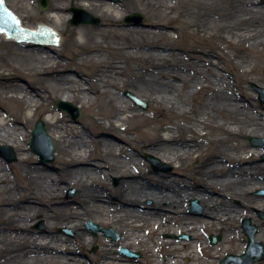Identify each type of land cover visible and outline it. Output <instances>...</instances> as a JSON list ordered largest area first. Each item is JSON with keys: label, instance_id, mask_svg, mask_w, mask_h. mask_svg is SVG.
I'll list each match as a JSON object with an SVG mask.
<instances>
[{"label": "bare ground", "instance_id": "6f19581e", "mask_svg": "<svg viewBox=\"0 0 264 264\" xmlns=\"http://www.w3.org/2000/svg\"><path fill=\"white\" fill-rule=\"evenodd\" d=\"M91 1L82 0L79 5L82 8L71 7L70 10L104 8L101 15L105 25L116 27V23L122 19L124 5L102 0L95 3L94 8ZM138 1L133 0L131 7L138 6ZM156 1L161 16L176 9L173 0ZM216 1L193 0L188 3L193 6L194 15L199 18L203 31L231 46L248 43L249 52L257 55L255 49L264 45V6L257 5L254 0H231L229 9L220 13L214 8ZM68 8L66 1L56 2L49 19L62 25L72 17ZM15 15L20 27L37 31L41 24L47 26L43 23L26 26L22 17ZM186 25L192 26V23ZM49 27L54 33L56 44H47V50L40 45H33L31 49L36 56L34 59L41 65L35 71L46 76L45 79L36 78L39 85L23 86L17 83V79L0 74V103L12 101L20 106L15 112L0 110V141L17 149L19 155L17 163L10 168L12 180H9L6 168L0 161V182H3L0 185V264H184L181 262L183 257L187 259L186 264H215L222 252L243 249L244 244H239L237 232V220L243 217H250L259 229L256 237L264 238V219H257L253 210H264V198L251 195L258 188L264 189V164L251 159L252 154L244 144H232L237 140L234 133L240 136H264V106H250L247 98L233 93L239 87L238 84L224 82L222 75L210 74V79L202 73L205 68L215 70V65L207 55L198 60L189 58L200 63L193 73L186 65L184 70L176 65L178 60H174L175 49L172 48L176 37L168 33L173 27L163 23L128 25L126 29L100 30L95 33L93 28L84 25L75 28V44L82 48L85 64L103 74L97 75L99 79L94 80L102 88L96 91L94 86L97 85L92 86L91 80L66 76L64 73L68 69L51 70L56 68L53 64L55 57L51 53L61 48L58 35L61 29ZM7 40L27 46L26 42ZM105 51L110 52V57H106ZM115 56H123L125 62L140 66L133 68L127 76V84L135 91V95L155 103L154 112L167 110L175 113L176 118L183 119L179 140L172 135L169 125L158 122L149 128L151 135L141 142L145 150L182 161L193 153L195 138H202L198 127L228 136L216 140L217 147L203 157L195 176L196 180L204 182L203 188L195 184L190 187L178 186L165 183L163 179H158L156 185L148 180H137V174L130 171L133 159L129 148L109 138L97 139L86 128L73 127L49 109L47 102L53 95H60V100L64 102H87L90 93L95 91L103 98L108 96V113H130L126 119H140L146 125L143 113L128 105L123 97H113L109 91L112 88L117 91V76L125 72L120 67V64L125 63L118 61ZM258 63L260 61L256 60L254 67H249L250 64L244 62L245 67H249L245 70L247 80L259 68H255ZM171 76L181 81L178 86L181 89L171 87L173 82L168 78ZM199 93L203 96L198 107L192 109L191 100ZM114 98L117 103L113 102ZM93 104L88 102L87 107L90 109ZM187 104L191 106L190 111L185 109ZM104 105L106 102L100 103V106ZM37 111L44 113V120L53 129L52 133L61 148L58 159L61 169L57 174L48 168L47 162L34 165L26 153L25 128ZM211 113L217 114L221 121H215ZM230 124L235 127L232 128ZM109 128L120 130L114 121H109ZM187 134L191 136L190 139L186 137ZM89 145L96 148L95 157ZM231 146L247 155L230 156L226 147ZM92 158L103 161V164L88 165ZM226 160L227 163H223ZM104 168L121 174L123 180L118 188L112 189L100 183L99 179L106 176ZM19 178L25 182L21 184ZM61 183L79 187L80 200L76 206L68 203L61 205L56 201L63 191ZM114 192L118 195H114ZM216 193L219 195L214 196ZM41 198H47L52 203L47 205ZM34 199H38L40 204L31 203ZM191 199L200 200L204 207L202 216L192 217L185 213V205ZM148 200L152 201L149 205ZM234 200H239V205L233 204ZM38 218L44 219L48 226L43 233L31 227V221ZM88 220L99 225L100 229H117L119 240L112 241L100 231L95 236L90 231L84 232L81 227ZM62 227L71 229L74 238L56 234V229ZM212 231L220 232L223 236V240L215 247L206 246L200 233ZM169 233L174 236L189 234L191 240L162 238L163 234ZM90 234L93 237L87 244L85 236ZM90 243H96L99 251L86 261L78 255V250ZM117 248L141 251L143 258L125 256ZM157 256H164L165 262L159 263Z\"/></svg>", "mask_w": 264, "mask_h": 264}, {"label": "rangeland", "instance_id": "374dc122", "mask_svg": "<svg viewBox=\"0 0 264 264\" xmlns=\"http://www.w3.org/2000/svg\"><path fill=\"white\" fill-rule=\"evenodd\" d=\"M49 6L46 10H41L38 0H4L6 6L15 14L19 15L23 19V23L26 26L35 25L38 23L46 24L47 26L51 27H60L61 31H59V44L61 45V48L59 50H53L51 53V56H54L53 64L54 67L51 70H66L68 69L67 73H64L66 76L74 77V79H78V77L85 79L86 81L91 80V85H97L96 91L101 90V85L98 83H95L94 80L99 79L97 75L102 76V73L96 72V68L86 65L84 61V56L82 48L78 47L75 44V38L76 33L75 28L79 27L80 25H84L90 28H93L94 33L98 32L100 30H112L115 29H126L128 25H125L123 23V19L125 16H128L130 14H141L144 16L143 21L140 25L131 24L133 26H142L146 23H163L169 26L173 27V30L171 33L176 37V41L172 45V48L175 49L173 51L174 60H178V65L181 67V69L184 70V65L188 66L189 70L192 71V73L195 71V68L200 65L198 63V59L202 58L203 55L209 56L211 59V62L215 65V70H212L208 68H205L206 70H202V73L206 74L208 77L212 75H222L224 82H232L234 84H238V88L234 89L235 94H240L242 97H245L248 99V104L250 106H264V102L260 101L259 94L255 87H259L264 89V64L262 61L264 60V45L257 47L255 51L256 54H251L247 48L248 43H244L242 45H229L226 42H223L214 36H209L208 33H205L203 28L200 25L199 18L195 17L194 15V9L192 5H189L188 3L192 2L193 0H173V4L175 5L176 9L171 11L170 13L166 14L165 16L159 15L160 10L157 8L159 5L156 0H139L138 6L131 7V4L133 0H124L122 2H117V4H123L124 9L121 12L122 19H120L116 23V27L114 26H106L105 21L102 17V12L105 10L104 8H96V9H86V11L99 19V24H80L77 26H71L68 24V20H65L62 25H59L49 19V17L52 14V8L54 4L61 0H48ZM69 6V10L71 7H78L82 8L79 5L81 4L82 0H64ZM102 0H92L91 3L93 4L94 8L96 7L95 3L101 2ZM104 1V0H103ZM255 3L259 6H264V0H254ZM231 0H217L216 5L214 6L215 9L219 10L220 13L223 11H226L229 9ZM189 10V13L187 12ZM71 16L73 14L72 11H70ZM192 23V26H187L186 24ZM130 25V26H131ZM111 42V41H109ZM34 47L27 48V46H21L18 43L15 42H9L4 35L0 34V74H7L9 77L13 79H17V83L21 84L23 86H37L39 85L36 78H43L45 79L46 76L39 75L38 71H35L36 69H40L41 65L39 62H37L34 58L36 57L33 53ZM191 52L193 54H191ZM106 57H110V52L105 51ZM187 54V55H186ZM118 61H122L120 64V67L122 71L125 72L119 74L117 76V91L116 89H109L110 93H112L113 97L121 96L124 99H126V103L130 106H132L137 112L143 113L146 117V125L144 122H142L140 119H126L127 114L122 113H116L114 114L108 113L109 112V105L108 96H105L104 98L101 97L100 93L93 91V93H90V97L88 98L87 102L73 101V105L77 106L80 110L79 117L74 120L71 117H69L64 111H59L55 106V101L60 100V95H53L47 102L49 109L53 110L54 114L59 117L60 119H63L68 124L72 125L73 127H83L86 128L88 133L93 137H96L97 139L100 138H109L116 144L125 146L126 148H129V152L132 154V163L133 166L130 167V171L132 174H137L135 177L137 180L140 181H150L153 185H156V182L158 179H163L165 183H171L178 186H186L190 187L194 184L197 185L199 188L204 187V182L196 180V172L200 170V166L202 165L203 157L208 154L209 152H212L216 147V140L219 139H226L228 136L221 133L212 132L208 128H201L198 127L200 130V134L202 136L201 140L195 138L194 142V151L191 154L190 157L185 158L184 160L180 161L178 159H174L171 156L168 157H162L159 155L160 153H152L143 148V144L141 143L146 137L151 135V130L149 128L154 127L158 122H161L165 126L169 125L170 129L172 131V135L176 136L179 140L182 136V123L183 119L176 118L174 116L175 113L169 112L167 110L162 112H154L155 108L153 104L155 103L150 102L147 98L135 95V91L130 87V85L127 84V81L129 80L127 76H129L131 70L133 68H139L140 66L138 64H132L125 62L123 56H115ZM195 57V59L189 60V58ZM258 60L260 63L256 65L255 68L259 67L258 69H255L252 74H250L247 80V74L245 72L246 69L249 67H254L255 61ZM244 62H247L250 64L249 67H245ZM202 65V64H201ZM205 66V63H203ZM207 67V66H206ZM55 77V76H54ZM50 78V77H48ZM169 80L173 82L171 85L174 89H181L178 87L181 85V81L175 77L171 76L168 77ZM209 79V78H208ZM211 79V77H210ZM175 85V86H174ZM73 87L72 89H74ZM223 88V87H221ZM133 95L134 97L143 100L146 105L147 109L143 110L139 106H137L133 99L129 96ZM202 93L196 94L193 99L191 100V104L193 105L192 109H195L198 107L199 102L202 98ZM97 98V99H96ZM102 98V99H101ZM95 101V102H94ZM97 101V102H96ZM94 103L91 108L87 107V104ZM106 102V106H100V103ZM113 102L117 103L116 98L113 99ZM2 110L4 111H13L15 112L17 108H20V106L12 101L0 103ZM107 107V108H106ZM190 105H186L185 109L190 111L191 109ZM262 117L264 118V109L262 110ZM113 113V112H112ZM153 113V114H152ZM195 115V113H192ZM189 115V114H188ZM215 118V121L220 122V117H217L218 115L215 113H211ZM44 113L41 111H37L29 124L26 125V153L29 155L31 162L34 165H43L38 158V156L32 152L29 148V142L31 138V131L33 129L34 123L37 119H42L46 126V131L51 136L53 145H54V160L53 162H47L46 165L48 168L54 173L57 174L58 170L61 169V165L59 164V156L61 153V148L59 147L57 143V139L55 138V134L52 133V128L47 124L44 120ZM201 118L205 117V115H200ZM206 118V117H205ZM109 121H114L117 125L120 126L119 131H114L113 129L109 128ZM185 125V122H184ZM232 128L235 127V125L230 124ZM181 134V135H179ZM204 134V135H203ZM234 136H236L237 140L233 141L232 144L236 145L238 143L244 144L248 150L251 152L252 157L254 161L260 164H264V161L261 159V155L263 154V150L258 146H250L246 140L247 137H255L258 139H264V136H254L252 134H245L241 135L238 133H234ZM188 139L191 138L189 134L186 135ZM0 145L4 146V142L0 141ZM9 146V145H7ZM12 147V146H11ZM228 150V154L230 156H242L245 157L247 153H240L236 151L234 148L226 147ZM12 149L16 153V158L18 160L19 155L17 149L12 147ZM89 149L94 154L93 157H95L97 151L96 148L89 145ZM225 149V148H223ZM146 155H153L156 158H158L161 162L159 164L160 170L156 171L154 170L149 162L146 160ZM93 160L88 163L90 166H96L98 163H102L103 161L96 160L95 158H92ZM0 161L3 163V165L6 168V172L9 175V180H12L13 174L10 170V168L17 163H8L6 159L2 156L0 153ZM223 163H227V160ZM167 165L170 167V170L164 171V166ZM233 167V165L231 164ZM236 167V166H234ZM104 171L106 173V176L101 177L100 183L105 184L107 187H110L112 189L118 188V186L121 184L123 178L121 177V174L115 171H109L108 169L104 168ZM159 175H164L162 178ZM21 184H23L25 181L22 178L18 179ZM0 185H3V182H0ZM60 186L63 188V191H61L58 195V199L56 200L61 205L63 203L72 204L73 206L77 205V202L80 200L79 198V187L75 184L67 185L65 183H61ZM259 192L264 193L263 188H258L251 192V195L257 198H264V194H259ZM71 193V194H70ZM114 195H118L117 192L113 193ZM215 194V193H214ZM219 194L216 193L217 196ZM41 201L45 202L47 205L52 203L47 198H41ZM48 200V203L46 202ZM152 201L148 200V204H151ZM191 202H196L198 204V208L195 210L196 214H191ZM33 204H40L38 199L32 200ZM239 200H234L233 204L239 205ZM56 206L52 205L51 207ZM184 207V206H183ZM185 213L188 216L192 217H200L203 215L204 207L201 204L200 200L198 199H191L187 204L185 205ZM255 215L257 219L261 220L264 219V210L253 208ZM1 217V213H0ZM245 218H248L252 225L256 227V234L259 231L257 225L255 222L252 221L250 217H243L240 220H237V232L239 235V244H244L243 249L241 251H226L222 252L220 255V258L216 260L215 264H219L220 261L228 254H234V255H240L245 251V247L247 246V239L244 235L242 229H241V221ZM88 222L91 221H85L82 225L81 229L86 232L85 226ZM92 224H95L91 222ZM97 225V224H95ZM99 227V225H97ZM31 227L35 230H38L39 232L43 233L47 229L46 221L42 218L35 219L31 221ZM108 228V227H106ZM116 234L118 235L117 241L120 238V234L118 233L117 229H113ZM87 233V232H86ZM203 236V242L207 246L215 247L218 245L222 240L223 236L220 232H200ZM56 234L68 236L71 239L74 238V232L69 228H57ZM210 235L213 236H220V240L216 242L215 244H210L209 237ZM181 236H186L187 239H178ZM93 236L86 235L85 236V243L88 244V242L91 240ZM163 239H174L176 241H190L191 237L189 234L181 233L178 235H173L171 233L169 234H163ZM255 241L258 243H261L264 247V238L256 237L255 235ZM131 250V249H129ZM99 251V246L96 243H90L89 245L85 244V247L83 249L78 250V255L84 259L88 260L89 258H93L96 256V254ZM117 251L120 252V248H117ZM138 254L137 257L134 259H142L143 254L141 251H132ZM157 261L159 263L165 262L164 256H157ZM181 262L186 264L187 259L183 257L181 259ZM254 264H264V258L261 261L255 262Z\"/></svg>", "mask_w": 264, "mask_h": 264}, {"label": "water", "instance_id": "95a60500", "mask_svg": "<svg viewBox=\"0 0 264 264\" xmlns=\"http://www.w3.org/2000/svg\"><path fill=\"white\" fill-rule=\"evenodd\" d=\"M113 2H121L123 0H109ZM39 4L42 10H45L48 6L47 0H39ZM72 11L75 14V18L69 21L70 25H78L82 23H98L99 20L86 11L82 9L73 8ZM143 20V16L140 14H133L126 16L123 20V23L126 25L130 24H140ZM48 27V28H47ZM0 33H4L7 38L15 39L17 42H26L27 48L33 47V45H40L44 50H47V44H56L54 38V33L49 26L44 27L42 24L39 27V30L35 31L34 29H26L25 26L20 27L18 18L5 6L4 0H0ZM261 102H264V89L255 87ZM129 96L134 100L135 104L140 106L143 110H146V103L134 97L133 95ZM56 106L59 110L66 111L74 120L79 117V109L68 102L61 100H56ZM0 110H2L0 104ZM31 141L29 143L31 151L36 153L42 163L52 162L54 160V147L51 141L50 136L46 132V128L42 120H37L33 131L31 133ZM247 141L251 146H258L264 149V139H258L255 137H247ZM0 152L3 153L7 162H15L16 155L13 149L10 146H0ZM261 159L264 161V153L261 155ZM146 160L150 162L152 168L156 171L160 170V162L155 160L151 155H146ZM164 171L170 170V167L165 165ZM263 193V192H260ZM193 208H197L198 205L196 202H192ZM194 213V210L191 212ZM242 229L244 234L247 236V246L245 252L242 255H227L220 264H254L257 261L262 260L264 254V247L261 243H257L254 240L256 233V227L251 225L249 219H243ZM87 229H91L93 235H96L99 230L96 225L88 223L86 225ZM104 234L108 237H111L113 240L117 239V234L111 228L102 229ZM182 236L180 239H184ZM220 237H210V243L215 244ZM121 252L129 257H135L127 249L121 250Z\"/></svg>", "mask_w": 264, "mask_h": 264}]
</instances>
